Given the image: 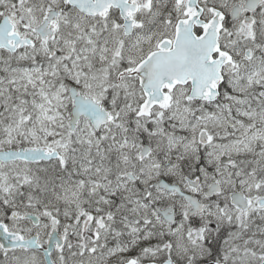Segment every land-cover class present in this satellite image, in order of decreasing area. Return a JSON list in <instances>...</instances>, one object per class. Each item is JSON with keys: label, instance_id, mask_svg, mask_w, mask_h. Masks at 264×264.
<instances>
[{"label": "snow or ice", "instance_id": "snow-or-ice-1", "mask_svg": "<svg viewBox=\"0 0 264 264\" xmlns=\"http://www.w3.org/2000/svg\"><path fill=\"white\" fill-rule=\"evenodd\" d=\"M0 264H264V0H0Z\"/></svg>", "mask_w": 264, "mask_h": 264}]
</instances>
